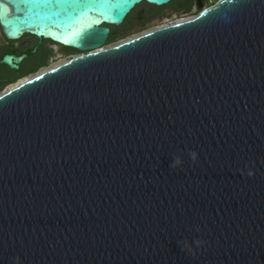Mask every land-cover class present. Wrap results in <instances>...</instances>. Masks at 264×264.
<instances>
[{
	"label": "water",
	"instance_id": "water-1",
	"mask_svg": "<svg viewBox=\"0 0 264 264\" xmlns=\"http://www.w3.org/2000/svg\"><path fill=\"white\" fill-rule=\"evenodd\" d=\"M171 1L0 0L90 52L0 96V264H264V0L102 49Z\"/></svg>",
	"mask_w": 264,
	"mask_h": 264
},
{
	"label": "flooded vegetation",
	"instance_id": "flooded-vegetation-1",
	"mask_svg": "<svg viewBox=\"0 0 264 264\" xmlns=\"http://www.w3.org/2000/svg\"><path fill=\"white\" fill-rule=\"evenodd\" d=\"M219 1L172 0L161 7L140 4L126 17L121 26L114 27L115 30L110 28L109 37L102 49L115 46L113 43L121 37L151 32L192 19L202 11L214 7ZM87 53L90 52L66 48L32 35H24L19 40H8L0 27V96L41 74L40 72L49 70L53 64L58 66ZM6 56L14 57L13 63L18 66L17 69L3 63ZM19 57L23 59L16 62Z\"/></svg>",
	"mask_w": 264,
	"mask_h": 264
},
{
	"label": "rangeland",
	"instance_id": "rangeland-1",
	"mask_svg": "<svg viewBox=\"0 0 264 264\" xmlns=\"http://www.w3.org/2000/svg\"><path fill=\"white\" fill-rule=\"evenodd\" d=\"M110 28L113 29V30H115L114 27H110ZM147 33H148V32H147ZM142 34H145V32H143V33H138V34H131V35H128V36L121 37V38H119V39L116 41L115 44L113 43V45H118V44L123 43V42H125V41H127V40H130V39H133V38H135V37H138V36H140V35H142ZM56 65H57V64H53V65H51L48 69L53 68V67H55ZM46 70H47V69H46ZM40 73H42V72H40Z\"/></svg>",
	"mask_w": 264,
	"mask_h": 264
},
{
	"label": "clouds",
	"instance_id": "clouds-1",
	"mask_svg": "<svg viewBox=\"0 0 264 264\" xmlns=\"http://www.w3.org/2000/svg\"><path fill=\"white\" fill-rule=\"evenodd\" d=\"M193 158L195 157V154L194 153H191L190 154ZM179 163V158H174L173 160V164H178Z\"/></svg>",
	"mask_w": 264,
	"mask_h": 264
},
{
	"label": "snow or ice",
	"instance_id": "snow-or-ice-1",
	"mask_svg": "<svg viewBox=\"0 0 264 264\" xmlns=\"http://www.w3.org/2000/svg\"><path fill=\"white\" fill-rule=\"evenodd\" d=\"M227 2L231 3V2H233V0H227Z\"/></svg>",
	"mask_w": 264,
	"mask_h": 264
}]
</instances>
